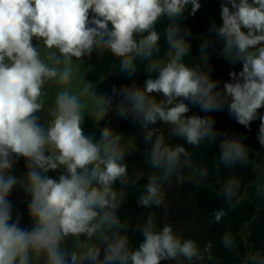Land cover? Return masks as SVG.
<instances>
[{
  "label": "clouds",
  "instance_id": "1",
  "mask_svg": "<svg viewBox=\"0 0 264 264\" xmlns=\"http://www.w3.org/2000/svg\"><path fill=\"white\" fill-rule=\"evenodd\" d=\"M189 2L194 14L200 7L197 0H0V169L11 168L8 157L14 153L28 158L45 172L65 165L70 173V176L61 175L58 182L35 170L29 173L27 191L32 193L29 207L36 221L31 231L19 227L18 221L10 222V204L5 197L16 180L15 177L5 180L0 175V264H30V250L35 255L45 253L48 264H68L60 250L61 241L69 235L86 233L91 237L97 231L100 225L91 224L98 216L94 209L110 205L107 197L111 195L115 199V193L110 192L111 183L126 175V168L117 162L121 157L114 146L105 144L104 152L108 155L104 159L101 147L83 135L81 105L75 95L67 92L59 95L58 113L54 114L56 118L47 134L37 124L33 113L41 108L37 103L41 86L44 78L56 77L57 70L39 59L32 38H43L44 45L48 49H58L66 62L90 53L94 44H106L115 55L125 57L123 68L127 70L132 66L130 54L151 55L159 39L157 33L151 31L137 43L133 34L148 31L162 14L170 17L180 14ZM228 3L235 11L222 4L223 26L218 34L226 39L225 51L231 53L235 49L236 59L243 61V71L239 73L243 82L227 83L225 89L232 98L230 109L239 123L247 126L256 118L258 109L264 107V0L251 3L249 0H239V3L228 0ZM168 39L176 54L160 69L158 78L146 81L145 91L162 93L169 105L179 97L194 100L207 97L208 102L203 107H213V98L209 96L213 84L179 63L186 48L182 41H173L171 31ZM6 58L10 63H5ZM69 74L70 69H65L61 80H68ZM230 75L236 76L235 73ZM130 98L145 121L155 123L159 117L177 125L178 134L186 136L189 143L198 144L209 134L205 125L210 121L183 118L182 114L188 111L184 103L165 109L138 91ZM260 119L259 140L264 145V116ZM103 135L108 137L110 133L106 131ZM46 144L59 154L45 156ZM223 148L226 162L244 157V149L236 142H226ZM183 152V147L162 148V140L158 138L152 154L153 164H166V173L171 172ZM97 162L104 164L103 171ZM88 165H93L90 176ZM77 169L83 172L78 173ZM93 180L103 187L89 190ZM226 194L231 195V186ZM158 195L159 188L153 177L141 203L159 205ZM111 207L116 205L111 204ZM223 215L217 212L216 220ZM109 219L115 223L114 217L105 214L104 220ZM126 245L124 238L110 245L104 260L108 264L112 261L127 264L129 259L131 264H160L161 260L175 259L178 255L189 260L198 255L192 240L181 243L167 225L162 231L153 232L151 220L139 249L129 254ZM98 255V251L90 250L88 258L95 261ZM75 262L73 255L72 264Z\"/></svg>",
  "mask_w": 264,
  "mask_h": 264
},
{
  "label": "rangeland",
  "instance_id": "2",
  "mask_svg": "<svg viewBox=\"0 0 264 264\" xmlns=\"http://www.w3.org/2000/svg\"><path fill=\"white\" fill-rule=\"evenodd\" d=\"M209 2L210 0H201L200 7L208 5ZM236 2L239 3V0ZM249 2L251 3L252 0ZM223 3L232 9L228 0H223ZM222 26V12H220L197 43H183L186 51L179 61L197 76L206 77L208 82L213 84L209 96L213 98L214 106L208 109L203 107L208 102L207 97H198L195 100L179 97L173 99L172 104L169 105L167 98L162 93H147L145 91L146 84L131 89L117 81V83L110 80L101 81L99 84L89 83L86 77L88 69L80 58L72 57L70 62H66L65 57L58 49H48L44 45L43 38L35 36L32 38V45L37 49L39 59L47 67L57 70V76L44 78L41 86V95L37 98V103L41 104V108L33 113L37 118V124L47 134L56 118L54 114L58 113L59 95L65 92L75 95L81 105V118L92 119L99 124L103 133L106 131L110 133L101 141H91L101 147V157L107 159L108 154L104 152V146L106 143L111 144L117 152L125 155L134 174H142L150 179L155 178L161 199L162 229L166 225L170 226L173 235L179 238L181 243L192 240L198 251V255L191 260L183 255H178L175 259H171L170 264H220L214 229L210 223L201 218L196 208L195 195L200 184L193 170L196 144L189 143L186 136L178 134L177 125L164 122L159 117L155 123L145 121L143 113L136 110L130 97L134 92H141L147 99L162 104L165 109L179 103L186 104L188 111L182 114L185 120L197 117L210 121L209 125H205L209 128V134L206 135L209 138H215L222 129H231L236 114L230 109L232 98L227 94L225 84L243 82V78L239 75L243 71V61L236 59L235 49L231 53L225 51L226 39L218 34V30ZM242 30L247 32V29ZM250 51H256V49H250ZM175 54L176 49L171 45L167 57L154 64L155 67L152 68L149 79L158 78L160 69L165 67ZM5 63H10L7 58ZM65 69H70L69 78L62 81L60 77ZM230 73H235V78ZM262 116H264V107L258 109L256 118L252 121L260 124ZM124 120L131 121L139 128L150 129L151 140L144 143L135 137H120L117 129ZM158 138L162 140V148L165 146L169 149L184 148V152L179 154L171 172L166 173V164H153L152 154ZM53 153L59 154L46 144L45 156L53 155ZM8 159L11 162V168L0 169V175H3L5 180L9 177H15L16 180L5 197L10 204L12 217L10 222L18 221L19 227L31 231L36 227V221L31 215L29 207L32 202V193L27 191L30 186L29 173L35 170L42 176H47L57 182L61 175L70 176V173L65 165H59L57 169L45 172L38 168L34 162H30L28 158L14 153H11ZM97 164L100 170L104 166L99 162ZM259 164L260 171H263V161L262 164L261 161ZM92 167L93 165L87 166L89 176ZM77 171L78 173L83 172L81 169H77ZM261 185H263L262 191H264V181ZM91 187L102 188L103 186L93 180L89 190ZM110 192H112L111 189ZM125 197V191L122 194H115V199L109 195L107 199H109L110 205L94 209L98 212V216L91 224L100 226L91 237L86 233L79 236L69 235L61 241L60 250L65 254L68 264H72L73 255L76 257L75 264H108L104 257L108 247L112 244L108 237V221L104 220V216L110 208H113L111 204L118 205L125 200ZM261 210L263 209L261 208ZM260 222V218L253 220L241 229V234L248 246L245 264H255L257 261L264 264V227ZM90 250H96L99 253L95 261L88 258ZM29 259L30 264H48L45 253L35 255L30 250Z\"/></svg>",
  "mask_w": 264,
  "mask_h": 264
},
{
  "label": "trees",
  "instance_id": "3",
  "mask_svg": "<svg viewBox=\"0 0 264 264\" xmlns=\"http://www.w3.org/2000/svg\"><path fill=\"white\" fill-rule=\"evenodd\" d=\"M197 3L200 5L201 0H197ZM222 4L224 5L223 0H210L208 5L199 7L193 14V5L189 2L180 14L172 17L162 14L148 31L134 33L133 39L137 43L145 39L151 31H155L159 39L153 46L151 55L130 54L132 66L127 70L123 68L125 57L115 55L106 44H94L90 53L80 57L88 69L86 76L88 82L99 84L101 81L110 80L131 89L145 85L154 64L168 55L171 47L169 32L173 33V41L197 43L216 16L222 12ZM89 15L91 18V12ZM80 126L83 135L91 141H101L104 138L99 124L92 119L81 118ZM260 126L261 123L256 124L253 121L245 126L239 123L236 116L231 129L220 130L215 138L204 136L196 144L193 170L200 183L195 195L196 208L201 218L214 229L220 264H245L246 261L247 243L241 229L251 223L257 214L255 205L245 198V192L257 180L256 158L262 148L259 140ZM117 133L120 137H135L144 143H148L152 137L150 129L139 128L129 120L120 123ZM226 142L240 144L244 149V157L226 162L223 159V145ZM118 153L121 158L117 162L126 168V175L113 181L110 189L115 194H122L125 191L126 197L122 203L107 211V214L115 218V223H112L111 219L107 220L108 237L111 244L121 238L126 239V250L131 254L143 243L144 230L149 220L152 221L153 232L162 231L161 203L159 205L150 203L148 206L141 203V198L147 196L150 178L134 174L125 155ZM104 167L102 166L101 171ZM229 186L231 195L226 194ZM217 212L224 213L219 221L215 218ZM170 262L171 259L161 260L160 264ZM111 264L119 262L112 261ZM127 264H131L130 259Z\"/></svg>",
  "mask_w": 264,
  "mask_h": 264
},
{
  "label": "crops",
  "instance_id": "4",
  "mask_svg": "<svg viewBox=\"0 0 264 264\" xmlns=\"http://www.w3.org/2000/svg\"><path fill=\"white\" fill-rule=\"evenodd\" d=\"M260 161H261V164L263 161V166H264V145H262V148L258 152L257 158H256L255 171L257 173V180L254 184L250 185L246 189L245 196L255 205L257 209V214L254 220H259L260 218V221H261L260 224L264 227V212H263L264 211V191H262L263 185H261V183L264 181V169L263 171L262 170L260 171V168H259ZM261 208L263 210H261ZM247 253H248V246H247ZM255 264H262V263L261 261H257Z\"/></svg>",
  "mask_w": 264,
  "mask_h": 264
}]
</instances>
